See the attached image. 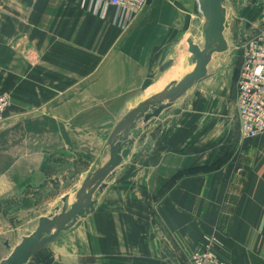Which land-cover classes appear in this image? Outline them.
Here are the masks:
<instances>
[{
	"label": "crops",
	"instance_id": "crops-1",
	"mask_svg": "<svg viewBox=\"0 0 264 264\" xmlns=\"http://www.w3.org/2000/svg\"><path fill=\"white\" fill-rule=\"evenodd\" d=\"M95 1L0 0V94L12 99L0 121V261L31 231L17 220L34 195L49 209L37 220L72 196L121 117L179 77L204 23L198 0H149L126 28ZM226 7L221 63L137 138L95 212L42 250L49 264H189L212 236L230 264H264V134L241 136V62L227 37L230 17L244 32L261 26L264 0Z\"/></svg>",
	"mask_w": 264,
	"mask_h": 264
},
{
	"label": "water",
	"instance_id": "water-1",
	"mask_svg": "<svg viewBox=\"0 0 264 264\" xmlns=\"http://www.w3.org/2000/svg\"><path fill=\"white\" fill-rule=\"evenodd\" d=\"M198 4L204 19L203 43L191 37L187 39L192 67L154 95L134 104L121 117L107 139L102 156L73 190L72 196H65L53 212L41 216L36 229L24 233L16 246L11 247L7 241L9 255L0 264H30L51 242L72 230L80 219L94 213L108 181L131 155L137 138L208 75L215 55L228 52L226 0H198Z\"/></svg>",
	"mask_w": 264,
	"mask_h": 264
},
{
	"label": "built area",
	"instance_id": "built-area-1",
	"mask_svg": "<svg viewBox=\"0 0 264 264\" xmlns=\"http://www.w3.org/2000/svg\"><path fill=\"white\" fill-rule=\"evenodd\" d=\"M149 0H96L91 8L102 16L108 8L116 10L114 21L126 28L133 18L140 15ZM241 67L237 80L236 105L243 139L264 134V27L255 28L241 44ZM11 95L0 94V121L11 105ZM219 238L207 237L195 250L189 264H230L218 253Z\"/></svg>",
	"mask_w": 264,
	"mask_h": 264
},
{
	"label": "rangeland",
	"instance_id": "rangeland-1",
	"mask_svg": "<svg viewBox=\"0 0 264 264\" xmlns=\"http://www.w3.org/2000/svg\"><path fill=\"white\" fill-rule=\"evenodd\" d=\"M242 24H243V20H240V18L230 17V27H229V29L227 31V37L230 40V42L232 43L231 51L234 50V52L238 56V59L240 60V62L242 61V59H241V46L239 47L238 40L243 39L246 35L248 37L252 33V32H248V31H246V32L243 31L244 28H248L249 29L250 26H249L248 23L244 27H241ZM250 24H252L251 20H250ZM261 26L264 27V23ZM190 36H192V38L195 41L203 43L202 28L198 24H196V23L194 24L193 28L190 31ZM233 44L235 46H233ZM225 54L226 53L215 55L216 56L215 58L218 60L217 61L218 63L219 62L221 63V59L225 56ZM187 56H189V54H187V52H186V57ZM186 57L183 59V61L186 62V64L183 63L184 66H182V68H180L181 71L176 76L182 75L183 73L187 72L192 67V65L190 64V62H188V59ZM66 171H67V167H65L63 165L62 168H60V176H63L64 172H66ZM45 197H46L45 193H40V192H37L34 195V198L32 200L34 201L36 206L31 211V215H28V213H22L21 212L22 213V218H21L20 221L17 220L18 228H20L22 230L26 229V230H31V231L36 229V227L38 225V220L36 219L37 214L39 215V214L43 213L44 211L45 212L49 211L48 206L46 205V202H45L46 200L44 201ZM51 197H52V195H49L47 193V198L46 199H50ZM2 248H3V245H2V242H1L0 243V252H2V251L4 252V250ZM41 252L42 251H40L38 254H36L31 259L30 264H49L50 261H52L51 258H48L44 253H41Z\"/></svg>",
	"mask_w": 264,
	"mask_h": 264
}]
</instances>
